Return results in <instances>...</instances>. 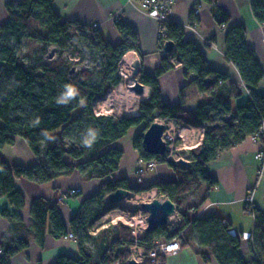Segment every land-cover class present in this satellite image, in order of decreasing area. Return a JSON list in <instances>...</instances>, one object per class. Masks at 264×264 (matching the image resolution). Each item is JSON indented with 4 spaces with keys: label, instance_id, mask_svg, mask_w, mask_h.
Masks as SVG:
<instances>
[{
    "label": "trees",
    "instance_id": "obj_1",
    "mask_svg": "<svg viewBox=\"0 0 264 264\" xmlns=\"http://www.w3.org/2000/svg\"><path fill=\"white\" fill-rule=\"evenodd\" d=\"M141 1V0H137ZM210 4L215 19L220 25L229 21L230 16L215 5V0H204ZM5 9L8 20L0 24V147L12 145L16 136L23 137L33 152L38 156V163L32 167L7 165L0 158V198L7 196L14 207L9 217L17 229L27 233L15 239V233L9 231L11 242L0 244L3 254L0 264H10V257L22 251L34 239L40 246L44 245L49 231L53 237L61 238L68 234L60 215L57 202L46 198L33 200L30 213L33 223L26 227L22 222L20 209L24 206L23 194L14 187V178H26L38 183L48 182L62 175H69L77 170L87 178H107L118 168L123 150L110 145L126 135L133 126L144 123L143 129L134 137L133 147L138 152L140 162L147 164L155 160L166 163L177 175L173 181H159L149 186H130L126 177L107 179L101 188L86 198L79 211L71 218L70 232L79 237L101 235L106 228L96 235L90 232L93 222L100 214L119 207L105 201V197L118 188L130 189L133 193H142L158 189L159 193L169 197L177 205L181 216L180 228H185L188 239H195L199 247L208 248L219 264H263L264 258V212L246 204L244 210L254 216L255 230L250 239L253 256L246 259L240 252L241 240L231 231V224L218 215L197 218L187 212H180L190 192L205 185L207 191L217 186L218 181L206 169V165L216 160L221 153L242 143L254 135L264 120V95L256 92V86L264 79V70L259 63L256 51L248 46L247 29L244 24L231 28L225 40L226 59L238 68L242 80L246 83L250 99L233 111L230 102L214 97L208 104L188 110L183 101L169 105L161 100L158 77L178 64L185 67V75H194L190 81L200 92L213 91L228 76L212 69L207 62L205 52L193 41L184 40V27L176 22L164 20L159 23L161 31L159 47L163 48L166 40L175 42V50L161 58V64L153 74L141 71L137 73L140 81L152 88L150 97L139 102L140 115L135 117L96 115L93 101L110 87L121 81L118 75V63L129 51L141 55L140 39L137 31L124 20L118 19L115 26L122 36L114 44L106 40L100 31L75 22L61 21L60 15L53 8V0H6ZM251 9L255 19L264 24V0H251ZM197 20L191 14V22ZM74 24L79 28L91 31L92 37H83L88 41L89 50L101 54V63L96 69H81L71 72L75 62L59 55L53 60L45 59L49 47L77 55L75 37L70 34ZM31 39L43 44L42 56L34 63L27 64L18 54L24 39ZM211 77L213 83H205ZM220 80L223 82L220 83ZM229 96L238 97L240 89L229 85ZM62 97L69 100L63 102ZM156 113V114H155ZM154 117L172 118L178 122L192 125L204 124L202 142L192 149L190 163L182 167L168 157L167 152L161 155L147 152L143 144V133ZM68 140L72 147L68 148ZM90 144V146H89ZM70 156L71 161L67 160ZM82 158H85L81 160ZM207 198V194L202 201ZM115 229L119 238L110 242L100 259H95L89 250L80 245L81 255L73 258L61 254L54 264H112L120 260L127 264L130 258L128 250H120L123 243L132 244V228L124 223H117ZM177 230L161 225L141 238L140 245L149 253L158 240H171ZM205 261L209 260L206 252H201ZM165 263V258L158 255L155 260L146 257L142 264Z\"/></svg>",
    "mask_w": 264,
    "mask_h": 264
},
{
    "label": "crops",
    "instance_id": "obj_2",
    "mask_svg": "<svg viewBox=\"0 0 264 264\" xmlns=\"http://www.w3.org/2000/svg\"><path fill=\"white\" fill-rule=\"evenodd\" d=\"M5 1L0 0V24H4L8 20ZM215 5L230 16L229 21L224 25L217 22L210 4L204 0H172L168 20L181 24L184 27V40H193L205 52L208 65L212 69L226 74L228 80L220 84L213 93L200 92L194 85L190 84L194 75L186 76L184 73L185 67L178 64L158 77L161 100L169 105H175L183 101L184 107L192 110L200 105L210 103L214 97H220L230 102L233 111H235L237 106L248 102L250 99L248 87L242 80L236 65L228 61L225 55L226 35L231 28L238 24L246 26L248 46L256 51L259 63L264 70V24H260L255 19L251 9V0H215ZM53 8L60 15L61 21L75 22L90 29L98 30L106 40L114 44L122 39L115 22L118 19L124 20L139 35L141 55H138L135 51L131 52L136 54L140 61L139 68L144 73L153 74L154 70L160 66L162 56L168 54L167 52H161L159 47L161 30L156 14L145 8L140 1L53 0ZM196 9L200 11L196 12ZM192 13L197 16L194 23L191 22ZM72 28L82 29L74 24L71 25L70 30ZM230 84H234L240 89V96H229ZM151 92L152 88L146 85L143 98L147 97L148 99ZM256 92L264 95V79L256 86ZM164 120L168 122V129L171 130L173 136L171 140L166 138L168 144L171 142L173 144V148L169 149L168 147V150L172 154L175 152L176 156L187 159L190 163L191 151L202 142L205 125H192L185 121L178 122L172 118H164ZM144 125L142 123L128 130V132L130 130L133 132L131 136L127 137L126 144H121L123 136L110 145L122 149L124 153L119 168L107 178H87L77 170L69 175H62L44 183L26 178H14L15 189L24 196V206L20 209L23 224L28 227L33 223L30 208L36 198H46L51 202L58 203L60 215L69 233V222L79 211L82 202L97 192L107 179L126 177L132 187H145L159 181L176 180V172L166 163H157L156 167L148 170L142 176V179L138 180L135 170L141 162L138 152L133 147V139L143 129ZM182 150H187V152H180ZM257 151L258 146L250 136L242 143L221 153L216 160L206 165L207 171L217 179V186L207 191L206 186L201 185L198 189L189 193L186 202L182 205L190 217L202 218L218 215L229 222L231 231L241 240L240 252L246 259H251L253 256L250 239L254 234L255 219L252 214L244 210V207L246 197L255 184L257 185L253 193L254 207L264 212V176L258 179L259 162L255 157ZM0 158L9 166L32 167L39 161L38 156L21 136H16L12 145L0 147ZM188 165L180 166L187 167ZM69 189H79V192L65 202L58 201V194ZM206 194L207 198L202 201ZM105 201L108 203L107 196ZM14 210L7 196L0 198L1 244L13 240L8 235L9 231L15 233V239L21 237V234L27 233L25 229L14 227L12 220L9 218ZM122 210L120 204L117 209L100 214L98 220L93 223L118 218ZM4 212L9 217L4 216ZM120 222L124 223L119 220L111 224L108 227L111 228L103 231L101 235L93 238L86 237L83 241H80V238L76 236L74 239L55 238L48 231L43 246H40L34 239H30L29 245L11 256L9 262L10 264H54L61 254L79 258L81 255L80 245L89 250L95 259H100L105 247L121 236L115 229V225ZM131 236L133 237V232ZM124 244L126 243L119 247L122 251L124 250ZM262 244H264V240L261 242ZM128 245L136 248L134 244ZM202 251L208 254V261L203 259ZM164 264L219 263L208 248L199 247L195 239H190L189 243L179 252L168 255Z\"/></svg>",
    "mask_w": 264,
    "mask_h": 264
},
{
    "label": "built area",
    "instance_id": "obj_3",
    "mask_svg": "<svg viewBox=\"0 0 264 264\" xmlns=\"http://www.w3.org/2000/svg\"><path fill=\"white\" fill-rule=\"evenodd\" d=\"M141 4L150 11H153L158 21L167 20L169 17V12L171 10L172 0H141ZM199 9H196V12H199ZM166 31H161L160 35H165ZM161 52H166L163 48H161ZM127 54L137 60V62H124L122 61L123 57ZM120 62L118 63V75L121 77V81L119 84L110 87L106 90L102 95L98 96L93 101V110L96 115H110L115 117L126 116V117H135L140 115V110L138 106V102L142 101L141 95L137 94L132 86L134 85V80L139 68V59L137 58L134 52H127ZM70 59H77V56L70 55ZM223 81L220 80V83ZM137 101V102H136ZM134 103L135 106H132ZM168 129V122L164 119H160ZM164 138L173 139L171 130H165ZM252 140L257 144L258 151L255 154L256 159L259 162V168L257 171L258 179L264 176V120L260 129L251 136ZM169 149L173 148V144L170 143L167 145V154L170 159L175 161L176 159L181 158V156H176L172 154ZM177 163V162H176ZM157 166V162L155 160L150 161L147 164H140L136 169L138 180L142 179V175L148 170ZM255 184L249 191V194L246 197V204L250 209L254 208V199L253 193L256 188ZM79 192V189H69L67 191H61L58 194L57 200L60 202H65L67 199L75 196ZM122 221L125 224L129 225L132 228L133 232V243L136 248L130 247L128 244H124V250H128L130 252V258H134L139 264H142L146 257L155 260L158 255L165 257L167 255L173 254L179 250L181 247L188 243L189 239L186 236L185 228H180V220L176 223L174 230H177L175 236L166 242H157L156 246L149 253L145 252V249L140 245L141 238L146 233V227L148 225V213L144 216H135L130 215L128 212H125L124 209L120 212V216L118 218H111L106 221H99L93 223L91 226L90 232L92 235H96L102 230L108 228L111 224L116 223L117 221ZM226 224V220L223 221ZM65 238L74 239L75 236L72 232H69ZM1 244V243H0ZM144 249H142V248ZM142 249V251H141ZM3 254V250L0 247V255ZM129 258V259H130ZM128 264V260L126 262ZM112 264H121L120 260H114ZM155 264H162L161 261H156Z\"/></svg>",
    "mask_w": 264,
    "mask_h": 264
},
{
    "label": "rangeland",
    "instance_id": "obj_4",
    "mask_svg": "<svg viewBox=\"0 0 264 264\" xmlns=\"http://www.w3.org/2000/svg\"><path fill=\"white\" fill-rule=\"evenodd\" d=\"M70 34H72L75 37V49L74 51L76 52L77 55H74L73 53H70L69 51H60L58 49H56V52L54 54L53 57H50L49 54H47L45 56V59L47 60H53L55 58H57L59 55H63L66 60L73 61L75 62V65H73L72 68H75V71H79L81 69H96L98 68V66L101 63V54L98 52H91L89 50L88 47V41L83 37V35L85 34L87 37H92V32L91 31H87L84 29H75L72 28L70 31ZM43 48V44L41 42H37L35 40H31V39H24L21 47L18 50V54L19 56L29 65H31L32 63H34V60L37 57L42 56L41 53V49ZM53 47H49V51L52 49ZM70 55L73 56H77V59H70ZM72 70V69H71ZM137 78V76H136ZM147 97L143 98L142 101L146 100ZM61 100L63 102H67L69 99L67 97H62ZM137 102V101H136ZM140 102V101H139ZM138 102V103H139ZM132 106H135L134 103L132 104ZM139 106V104H138ZM153 120H158L160 121L159 117H154ZM161 122V121H160ZM163 123V122H162ZM165 130H168L167 128ZM132 130H130L121 140V144L123 145L124 143L126 144V141L128 140L127 137L131 136L132 134ZM172 139V138H171ZM170 139V140H171ZM167 141V140H166ZM68 144V148L72 147V140H68L67 141ZM172 143V142H171ZM167 145H168V141H167ZM125 147V146H124ZM182 153H186L187 150H182L180 151ZM173 154H175V152H173ZM68 161H71L70 156L66 157ZM183 158V157H181ZM85 158H82L81 160H83ZM180 159V158H179ZM179 159H176L175 157V162H177L179 164ZM185 159V158H184ZM187 160V159H186ZM142 164V163H141ZM126 165V163H125ZM180 165V164H179ZM139 167V165L137 166V168ZM136 168V169H137ZM150 170V169H148ZM148 170L146 172H148ZM136 172V170H135ZM145 172V173H146ZM144 173V174H145ZM143 174V175H144ZM137 175V173H136ZM142 175V176H143ZM162 194L159 193V190L154 188L148 191H144L142 193H133L132 195L128 198H125L124 200H122L120 203H118L119 205L121 204V207L124 209L125 212H128L130 215H135V216H144L146 215L148 212L141 206L142 202H148V201H152L155 198L160 197ZM188 204V203H187ZM186 209L184 207H180V212H185ZM181 216L179 215V213H177L171 220L170 222L167 224V226L171 229L174 230L176 223L180 220ZM157 242H166L163 239L158 240ZM189 243V241H188ZM188 243H186L185 245H187ZM184 245V246H185ZM182 246L181 249L184 247ZM180 251V250H179ZM177 251V252H179ZM175 252V253H177ZM174 254V253H173ZM168 256V255H167ZM167 256H165L164 258H166Z\"/></svg>",
    "mask_w": 264,
    "mask_h": 264
},
{
    "label": "water",
    "instance_id": "obj_5",
    "mask_svg": "<svg viewBox=\"0 0 264 264\" xmlns=\"http://www.w3.org/2000/svg\"><path fill=\"white\" fill-rule=\"evenodd\" d=\"M164 50L167 53H172L175 50V42L172 40H166L164 43ZM56 52V48L53 47L49 56L53 57ZM75 68H72L71 72H74ZM214 79L207 77L205 83H213ZM146 85L142 83L139 77L135 78L132 89L139 95L145 93ZM166 126L164 123L153 120L149 127L143 133V144L147 152L154 154H164L167 151V141L164 138ZM179 164L186 166L189 161L180 158ZM132 195V191L126 188H118L114 192L107 195V201L111 204L120 203L125 198ZM141 206L148 212V225L145 232H151L161 225H167L170 220L178 213L177 205L169 197L161 195L152 201L142 202ZM128 264H139L134 258L128 260Z\"/></svg>",
    "mask_w": 264,
    "mask_h": 264
},
{
    "label": "bare ground",
    "instance_id": "obj_6",
    "mask_svg": "<svg viewBox=\"0 0 264 264\" xmlns=\"http://www.w3.org/2000/svg\"><path fill=\"white\" fill-rule=\"evenodd\" d=\"M122 61H124V62H128V61H129V62H132V63L137 62V60H134V59L130 56V54L125 55V56L123 57ZM144 95H145V94L141 95V98H143Z\"/></svg>",
    "mask_w": 264,
    "mask_h": 264
},
{
    "label": "clouds",
    "instance_id": "obj_7",
    "mask_svg": "<svg viewBox=\"0 0 264 264\" xmlns=\"http://www.w3.org/2000/svg\"><path fill=\"white\" fill-rule=\"evenodd\" d=\"M89 146H90V144H89Z\"/></svg>",
    "mask_w": 264,
    "mask_h": 264
}]
</instances>
